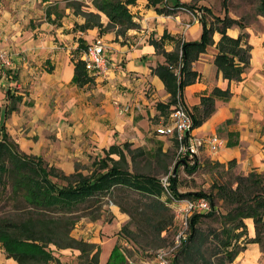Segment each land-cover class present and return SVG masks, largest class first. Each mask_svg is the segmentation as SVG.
Returning <instances> with one entry per match:
<instances>
[{
	"label": "crops",
	"instance_id": "obj_1",
	"mask_svg": "<svg viewBox=\"0 0 264 264\" xmlns=\"http://www.w3.org/2000/svg\"><path fill=\"white\" fill-rule=\"evenodd\" d=\"M146 2L131 3L130 8L138 9L139 16L135 18L139 27L130 28L123 37L111 30L98 35L97 26L80 27L84 17L64 21L62 17L66 15L57 0H0V48L10 57V63L0 71V126L20 149L41 155L49 164L71 173L76 163L91 162L112 143L129 141L137 146L154 136L162 140L164 151L172 145V136L154 132L166 120L172 104L165 112L156 106L158 101L166 102L170 92L151 71L165 58L155 51L149 37L168 32L182 40H196L201 23L194 13L182 9L158 13ZM256 17L243 29L252 47L241 79L223 77L216 66L220 34L214 32L213 44L192 63L200 78L187 84L183 92L185 104L191 107L199 104L200 97L214 86L229 89L230 96L216 98L215 110L192 129V134L205 139L217 133L222 138L214 152L206 144L200 146L196 153L199 161L209 158L226 163L235 159L236 168L243 173L252 169L264 173V16ZM239 32L236 25L227 28L231 36ZM96 36L106 45L109 69L99 74L86 70L91 79L79 84L74 80L75 61L81 58L82 44L87 45ZM163 40L165 49H173L174 39ZM176 92L177 96L179 90ZM17 96L21 99H15ZM111 155L117 157L114 152ZM110 211L126 218L114 203ZM244 220L247 236L253 237V219ZM91 223L97 232L99 223ZM119 228L120 224L113 231ZM109 252L110 249L101 251V264ZM54 253L62 264H78L74 261L77 252ZM0 264H18L5 253L1 243ZM228 264H264V247L248 241Z\"/></svg>",
	"mask_w": 264,
	"mask_h": 264
},
{
	"label": "trees",
	"instance_id": "obj_2",
	"mask_svg": "<svg viewBox=\"0 0 264 264\" xmlns=\"http://www.w3.org/2000/svg\"><path fill=\"white\" fill-rule=\"evenodd\" d=\"M135 1L92 0L97 10L108 17L106 24L100 20L98 12L83 13L79 4L68 3L67 6L71 7L75 14H83L84 22L78 24L80 27L97 26L99 34L114 28V33L118 36L124 35L129 28L139 27L128 7V4ZM146 5L153 7L158 13H172L182 6H187L180 0H147ZM221 5V13H215L206 4L200 6L205 12H201L198 17L201 23L199 39L182 40L168 32H164L160 37H149L155 51L165 58L163 62L152 66L151 71L163 80L170 92L169 99L166 102H156V106L162 112L167 111L175 102L176 91L179 90L180 98L191 115L193 128L213 113L216 98L225 99L230 96L228 88L214 86L210 93L200 97L199 104L190 107L183 99L184 87L200 78V72L193 68L192 63L208 45L213 44V33L220 34L216 42L214 62L223 77L241 79L251 55L252 46L247 39L248 33L243 30L247 23L242 16L237 18L228 13V0H221ZM256 10V15L264 16V0H258ZM233 25L240 28L237 36L227 33V28ZM165 37L174 39L173 49H165ZM82 45V48H85L86 44ZM90 79L84 60L78 57L75 61L74 80L82 84ZM15 99L19 100L21 96ZM0 130V243L5 253L15 258L18 264H50V261L62 264L51 245L56 248H78L80 256L88 252L87 249L92 247L93 243L74 237L71 230L82 216L91 220L99 217L101 205L107 201L117 204L130 217L117 230L124 234L122 236L126 240L146 251L147 248L163 247L168 240L166 232L173 231L168 245L173 242L177 221L170 205L162 198L166 191L160 178L152 172L140 170L137 161L138 157L149 154L156 160L159 156L166 155L167 150L162 149V140L158 139L157 146L152 150L141 145L132 146L129 141L112 143L104 150L103 155L94 157L88 172H83L82 168L76 165L73 172L65 173L57 166L49 164L41 155L20 149L3 130V126H0ZM113 152L117 157L111 155ZM213 162L226 167L228 171L236 165L235 159L226 163L219 160ZM183 164L184 169L192 173L199 167V160L194 156L190 163L185 157ZM177 170L178 166L175 171L169 173L171 194L205 195L212 204L210 211L191 217L189 236L180 248L183 250L182 260L206 261V250H212L211 254L217 256V261L207 258L208 263L228 264L248 241H256L264 247L263 172L255 169L246 173L236 172L232 174L233 183L216 182L214 194L212 191L202 190L180 192ZM215 195L226 203L224 212H218L215 207ZM204 216L217 217L219 226L201 228L198 223ZM246 217L253 219V237L247 236L244 220ZM130 224H133V228ZM112 252L116 256L115 261L111 258ZM112 252L106 264H125V255L120 245L115 246ZM97 256L95 252L92 258ZM84 263L88 264V261L84 260ZM171 264H179L177 255Z\"/></svg>",
	"mask_w": 264,
	"mask_h": 264
},
{
	"label": "rangeland",
	"instance_id": "obj_3",
	"mask_svg": "<svg viewBox=\"0 0 264 264\" xmlns=\"http://www.w3.org/2000/svg\"><path fill=\"white\" fill-rule=\"evenodd\" d=\"M187 6H182L178 9H182L183 11H186L188 13H194L197 17L200 16L201 12H205L204 9H200V6H203L204 4L210 6V8L215 13H221L222 12V5L221 0H185L184 1ZM58 6L61 4V9H63L65 17H62L64 21L70 19H78L80 17H83V14H75L71 7H68V3L72 4H79L80 5V11L84 12H98L100 14V20L103 22V24H106L108 21V17L101 11L97 10V8L93 5L92 0H57ZM258 4V0H228V13L231 16L234 17H240L244 19L246 23L254 22V20L257 18L256 13V5ZM131 4H128L129 9L133 10V8H130ZM68 12H67V8ZM132 14L134 15V19L137 20L135 17L139 16L138 9L133 10ZM192 17V15H190ZM210 17V15L208 14ZM130 29V28H129ZM129 29L125 32V35L129 31ZM111 31L114 32V28H111ZM100 35V34H98ZM125 35H122L123 37ZM157 133L156 129L154 131ZM172 140H174V137H170ZM157 139L156 137H150V139H147L141 146L145 148H151L154 149L157 146ZM170 147H168L167 154L159 156V159L156 160L154 156L145 155L140 156L137 158L138 161V167L142 171L152 172L156 176L160 178L161 175L166 174L170 171H173L174 166H178L177 175H178V190L180 192L185 191H195V190H202V191H212V193L215 194L216 182H232V174L239 172L238 169L233 167L230 171L227 170L226 167H223L221 165H217L213 161L215 159H209V158H202L201 161H199V167L192 172L189 173L184 169V158L178 156L177 154V145H175L174 142L171 143ZM177 144V142H176ZM133 146V145H132ZM113 156H116L113 154ZM198 159V158H197ZM180 163V164H179ZM191 163V162H190ZM77 167L82 168L83 172H88L90 169L91 162H88L87 164L82 163H76ZM75 165V167H76ZM165 165L167 166V170H165ZM64 182V181H63ZM234 185V184H233ZM135 195H133L134 197ZM216 196V195H215ZM107 200V199H105ZM215 207L218 209V212H224L226 209V203L218 198L217 196L214 199ZM111 204L113 202L107 201L101 205L100 209V216L96 219H91L86 217L82 219L79 218V221L75 223L74 227L71 230V234L76 238H83L85 241L93 243L92 247H89L88 252L82 253L80 256V250L78 248H72V247H64V248H56L54 245H51V248L55 250H70L72 253H68V255H74L73 252H77L76 255H74V261L78 264H84V260L88 261V264H101L100 263V253L102 250H109V255L106 259V261L102 264H106L107 261L110 258L111 252L113 251V248L115 246H121V249L123 251V254L125 255V264H134L136 261L145 260L148 261L149 264H157L154 260L155 252L160 247L156 248H147L146 251L143 250V248L139 247L137 244L133 243L130 240H126L122 235H124L122 232H118L117 230L114 232L113 228H116L119 224L120 227L129 220V215L126 213V218L123 219L121 216L114 215L111 211ZM115 204V203H114ZM117 205V204H116ZM118 206V205H117ZM119 210L120 207L118 206ZM172 212L173 207L170 206ZM122 211V210H121ZM124 212V211H123ZM174 213V212H173ZM83 217V216H82ZM124 220V221H123ZM93 221H97L99 223V229L96 232L95 228L96 226L91 223ZM199 226L201 228L207 229L208 227H218L220 222L217 217L215 216H204L199 221ZM131 228H133V224H130ZM82 229L87 231L82 232ZM84 234L85 237H82ZM168 234V240L165 242V245L163 247L168 246V242L170 241L173 231L166 232ZM99 237V238H98ZM215 241H213L214 243ZM118 244V245H117ZM211 245V244H210ZM124 249V250H123ZM75 250V251H74ZM183 250H179L177 252L179 264H210L207 261V258H210V260L217 261V256L211 254L212 250H206L205 252V258L206 261H201V259L196 261H185L182 260V252ZM97 253V258H92L93 255ZM111 258H113V261L116 260V256L113 254L111 255ZM69 260H71L69 258ZM50 264H55V261H50ZM68 264H73V262H68Z\"/></svg>",
	"mask_w": 264,
	"mask_h": 264
},
{
	"label": "built area",
	"instance_id": "obj_4",
	"mask_svg": "<svg viewBox=\"0 0 264 264\" xmlns=\"http://www.w3.org/2000/svg\"><path fill=\"white\" fill-rule=\"evenodd\" d=\"M106 45L103 40L96 36L87 43L82 50L81 59L84 60L88 72L99 74L106 73L109 69L108 57L105 54ZM10 63L8 53L0 48V71ZM180 65V64H179ZM179 65L176 67L178 72ZM192 118L186 110L180 95L177 94L175 102L171 105L166 120L156 127L158 134L172 136L177 142V154L186 157L192 162L200 146L205 145L216 151L221 144L222 138L217 133H212L205 139L192 134ZM169 173L160 176V182L165 189L162 198L173 207L174 218L177 227L174 232L173 242L166 247L156 250L154 260L157 264H171L190 233V219L194 214H204L212 209L210 199L205 195L174 196L169 191ZM134 264H149L148 261L140 260Z\"/></svg>",
	"mask_w": 264,
	"mask_h": 264
},
{
	"label": "water",
	"instance_id": "obj_5",
	"mask_svg": "<svg viewBox=\"0 0 264 264\" xmlns=\"http://www.w3.org/2000/svg\"><path fill=\"white\" fill-rule=\"evenodd\" d=\"M176 165H177V164H176ZM176 165L174 166L173 171H175V167H176Z\"/></svg>",
	"mask_w": 264,
	"mask_h": 264
}]
</instances>
